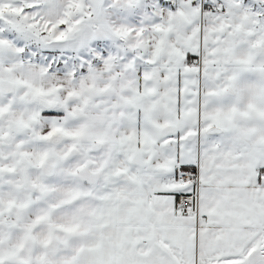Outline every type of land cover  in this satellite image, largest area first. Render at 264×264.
Returning <instances> with one entry per match:
<instances>
[{"label": "snow or ice", "instance_id": "snow-or-ice-1", "mask_svg": "<svg viewBox=\"0 0 264 264\" xmlns=\"http://www.w3.org/2000/svg\"><path fill=\"white\" fill-rule=\"evenodd\" d=\"M0 264H264V0H0Z\"/></svg>", "mask_w": 264, "mask_h": 264}]
</instances>
